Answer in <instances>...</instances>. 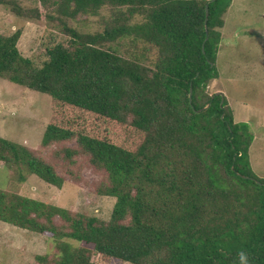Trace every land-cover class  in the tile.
Instances as JSON below:
<instances>
[{"label":"trees","instance_id":"trees-1","mask_svg":"<svg viewBox=\"0 0 264 264\" xmlns=\"http://www.w3.org/2000/svg\"><path fill=\"white\" fill-rule=\"evenodd\" d=\"M40 2L53 6L46 18L64 39L36 62L18 48L20 29L0 33V78L128 125L138 143L49 123L41 146H58L47 160L0 136V162L19 182L36 175L61 188L57 168L72 176L83 157L102 175L94 192L115 199L102 220L0 188V221L55 239L56 252L35 255V264H98V253L128 264H264V177L249 161L254 136L221 92L208 91L232 0ZM0 5L19 18L41 16L17 0ZM105 6L101 31L68 22Z\"/></svg>","mask_w":264,"mask_h":264},{"label":"rangeland","instance_id":"rangeland-1","mask_svg":"<svg viewBox=\"0 0 264 264\" xmlns=\"http://www.w3.org/2000/svg\"><path fill=\"white\" fill-rule=\"evenodd\" d=\"M17 1L25 7H39L40 18H19L0 5V33L8 35L20 29L17 45L21 54L41 62L46 57L47 47L63 40L65 33L61 32L56 21L46 18L53 9L52 5L40 0ZM109 14L108 6H105L97 14H81L68 22L82 32L101 31ZM221 33L216 59L219 76L209 83L208 91L221 92L228 101L233 119L248 122L254 136L249 147V161L254 173L264 177V0H232L224 15ZM125 48L121 46L120 53ZM49 123L129 148L138 143L128 125L60 103L45 93L0 78L1 137L35 149L41 157L49 160L51 151L58 146H41L42 134ZM64 144L73 146L75 141ZM77 162L72 176L57 168L64 176L61 188L45 183L36 175H29L25 181L19 182L16 175L0 162V188L108 220L115 199L97 195L94 184L102 175L85 158L78 157ZM55 252V239L50 235L0 221V264H35V255H53ZM94 261L98 264H128L99 253L94 256Z\"/></svg>","mask_w":264,"mask_h":264},{"label":"water","instance_id":"water-1","mask_svg":"<svg viewBox=\"0 0 264 264\" xmlns=\"http://www.w3.org/2000/svg\"><path fill=\"white\" fill-rule=\"evenodd\" d=\"M205 12H206V17H207V15H208V6L206 5V7H205ZM191 96V89H190V92H189V97ZM209 104L207 103L206 105H205V107L206 106H208Z\"/></svg>","mask_w":264,"mask_h":264}]
</instances>
